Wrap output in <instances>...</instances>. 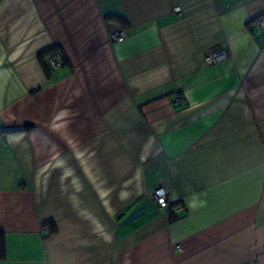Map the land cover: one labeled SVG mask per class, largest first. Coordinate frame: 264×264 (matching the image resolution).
Segmentation results:
<instances>
[{"label": "crops", "instance_id": "crops-1", "mask_svg": "<svg viewBox=\"0 0 264 264\" xmlns=\"http://www.w3.org/2000/svg\"><path fill=\"white\" fill-rule=\"evenodd\" d=\"M262 14L0 0V264H264Z\"/></svg>", "mask_w": 264, "mask_h": 264}, {"label": "built area", "instance_id": "built-area-1", "mask_svg": "<svg viewBox=\"0 0 264 264\" xmlns=\"http://www.w3.org/2000/svg\"><path fill=\"white\" fill-rule=\"evenodd\" d=\"M173 10L176 13H180L181 7L176 6L173 8ZM252 26L256 30H264V14L256 16L252 20ZM126 31L124 28L119 27L111 32L108 33V40L110 42H120L126 38ZM228 57V53L226 49L219 47V46H214L209 48L205 55H204V61L206 64H215L218 63ZM47 66L49 69H55L59 67L60 65L63 64V56L62 53L59 50H53L48 53L47 55ZM175 99L180 102L182 100V97L179 93L176 94ZM152 196L158 206L160 208H164L168 206V192L165 188L163 187H157L153 190ZM181 248V247H178ZM245 264H253V263H245Z\"/></svg>", "mask_w": 264, "mask_h": 264}, {"label": "trees", "instance_id": "trees-1", "mask_svg": "<svg viewBox=\"0 0 264 264\" xmlns=\"http://www.w3.org/2000/svg\"><path fill=\"white\" fill-rule=\"evenodd\" d=\"M53 50H56V48H51L50 50H49V52L50 51H53ZM152 198H153V196H152ZM153 200H154V198H153ZM155 201V200H154ZM156 202V201H155ZM157 204V203H156ZM158 205V204H157ZM159 207V206H158ZM167 207V206H166ZM166 207H164V208H166ZM160 208V207H159Z\"/></svg>", "mask_w": 264, "mask_h": 264}, {"label": "rangeland", "instance_id": "rangeland-1", "mask_svg": "<svg viewBox=\"0 0 264 264\" xmlns=\"http://www.w3.org/2000/svg\"><path fill=\"white\" fill-rule=\"evenodd\" d=\"M48 55V54H47ZM153 192V191H152Z\"/></svg>", "mask_w": 264, "mask_h": 264}]
</instances>
